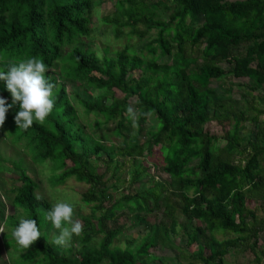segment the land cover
Instances as JSON below:
<instances>
[{
    "label": "trees",
    "instance_id": "trees-1",
    "mask_svg": "<svg viewBox=\"0 0 264 264\" xmlns=\"http://www.w3.org/2000/svg\"><path fill=\"white\" fill-rule=\"evenodd\" d=\"M113 6L100 22L114 41L127 29L128 39L145 42L115 50L107 40L85 44L94 31V0H0V71L39 57L46 78L57 84L43 123L18 128L15 105L0 134L35 162L54 163L52 186L70 178L90 185L80 197L90 209L81 217L83 232L73 236L75 245L60 247L46 229L52 205L36 194L38 183L22 158L8 165L0 155L1 171L11 169L18 182L8 190L14 212L5 215L0 207L11 264H170L149 250L173 246L170 235L179 233L196 244L186 264H226L231 251L264 264V213L257 215L264 205L251 206L264 202V121L258 119L264 109L249 119L254 136L244 144L237 137L239 117L247 120L255 110L254 93L264 100V0H115ZM161 9L172 11L163 18ZM236 89L246 104L237 118L229 110L239 102ZM0 97L12 102L3 80ZM220 115L236 118L224 136L205 127ZM109 123L110 133L91 136L92 127ZM155 151L159 165L148 163ZM118 157L132 163L129 187L144 177L150 186L114 198L108 182L120 175L124 161ZM153 170L166 174L165 181ZM21 218L35 219L46 236L29 249L11 235ZM133 224L144 230L139 240L128 234Z\"/></svg>",
    "mask_w": 264,
    "mask_h": 264
},
{
    "label": "rangeland",
    "instance_id": "rangeland-1",
    "mask_svg": "<svg viewBox=\"0 0 264 264\" xmlns=\"http://www.w3.org/2000/svg\"><path fill=\"white\" fill-rule=\"evenodd\" d=\"M114 1L115 0H94L95 11L93 12V17H92L94 24L93 25L91 24V27L94 28V31L91 33V37L85 41V44L94 47L95 44H101L103 41L107 40V42L110 43V47L112 50L121 49L122 47H124L125 44L128 43L135 47H138L145 41L140 40L136 37H131L130 39H128L127 29H123L124 34H122L117 41H114L111 28L101 24L100 18L103 15L113 14ZM171 11H172L171 9L169 10L161 9L159 15L165 18L167 15L171 13ZM228 66L229 64L227 62H223L221 68L226 70ZM211 84L220 91V88L218 87L216 81H213ZM71 85H72L71 83L67 84L68 91L73 90L74 86ZM241 91H242L241 89H236L235 92L232 93V96L237 98L239 102L237 105L231 104L229 107V110L233 112L236 118L239 116L238 112L240 110H242L243 112L244 111L243 107L246 106L244 100L240 96ZM116 95L120 96L119 93H116ZM256 95L257 92L254 93V100H251L252 105L255 106L254 107L255 110L248 112L246 116L248 117L247 120L243 119V117H239L240 119L237 124L239 131L237 137L239 138L238 142L240 144H244L249 137L254 136L256 127H254V125L251 124V120L249 119L254 114H257V111L264 109V100L257 98ZM236 118H233L232 116H230L229 118H225L220 115L218 116V119H211L209 122H207L205 124V127L214 135L224 136L225 133L233 129L234 124L236 122ZM258 119L264 121V113L259 114ZM150 124L151 121L147 124L148 128ZM113 127H114L113 123H109L107 126L103 124L96 125L95 127H92L90 131L92 134L91 136L97 137L94 135V132H97L99 135L103 133H110ZM1 135L2 134H0V155L1 157L4 158V160L8 162V165H10L9 162H11L13 159L22 158L23 166L27 170V173L31 176L32 179H34L35 182L38 183L36 194L41 195L46 199H48L51 205L57 202L71 203L74 207V218L82 222L81 220L82 215L89 214L90 209L89 206L84 205L80 202V197H81V193L85 191L87 188H89L90 185L84 182H79L74 178H70L64 184L58 186H52L49 178L53 175V168L55 164L50 162L49 160L43 161L42 163L35 162L31 158L32 156L30 157L22 148H20L19 146L12 145L11 142L10 144L7 140L3 138V135L2 136ZM118 159L119 161H124V163H122V168L119 171L120 175L108 182L109 192L113 195L114 198H120L124 194H127L130 191H135V190L140 191L150 186L151 182L147 180V177H144L140 182H135L132 184L131 187H129L131 182L130 168L132 163L123 160L122 157H118ZM153 162L157 163L158 165L161 163V156L159 155L158 151H155L153 157L149 158L148 160L149 164H153ZM99 168L100 167H98V169ZM5 171L4 169L3 171H1L0 169V174H1L0 175V207H3L5 212L4 214L8 215L14 212V208L12 207V204L10 202L11 194L9 196L8 190L10 189V187L15 186L18 182L16 180L17 174L14 171H12L11 169H7ZM153 172L155 173L156 177L159 180L165 181V179L167 178L166 174L161 173L158 170H153ZM115 186L117 187V189H115ZM258 205L262 206L264 205V202L258 201L251 204L252 207ZM263 213L264 212H262L261 209H258V213H257L258 216L261 217ZM158 216L159 218H161L162 213L159 212ZM132 217H133V213L127 212L126 219L131 220ZM177 217H178V221L180 222L184 221V218L179 211H177ZM45 220L47 222L46 224H48V227H46V229L47 230L49 229L48 232L50 237H52L53 234H58V230L52 228L51 222L47 220V218ZM149 220L155 221L157 220V218L154 215H150ZM194 223L197 224L198 222L194 221ZM140 225L141 223L138 224V227ZM130 228H133V230H130L128 232L130 237H136L137 240H139L140 237L144 234V230L137 229V226L134 224L131 225ZM0 229H2L1 225H0ZM170 237L174 243L173 246H160V245L156 246L149 250L150 255L151 254L156 255L170 264H174L175 261L180 262L182 264H186L189 261L190 253H192L196 249V244L194 243L189 244L186 241L187 240L186 237H181V233L177 235H170ZM217 237L221 239L223 238V235L221 233H218ZM124 239L125 237L120 238L121 245L124 243L123 242ZM75 242L76 241H73L71 242V244L75 245ZM259 244L260 245L263 244L262 235L259 236ZM14 254L16 256V252H14ZM11 257H12V248L10 251V249L4 245L2 233H0V264H11ZM225 259H226V264H254L252 261V255L250 253H244L243 251L240 252L231 251L226 255ZM156 260L158 259L156 258Z\"/></svg>",
    "mask_w": 264,
    "mask_h": 264
},
{
    "label": "clouds",
    "instance_id": "clouds-1",
    "mask_svg": "<svg viewBox=\"0 0 264 264\" xmlns=\"http://www.w3.org/2000/svg\"><path fill=\"white\" fill-rule=\"evenodd\" d=\"M46 71L47 67L39 57L20 60L9 65L7 71H0V80L6 82L12 97L11 103L0 97V128L5 124L6 114L15 105H19L15 123L24 130L30 128L34 121L43 123L52 113L57 84L46 78ZM128 112L133 113V110L129 108ZM46 218L51 222L52 228L58 230V234H54L52 239V243L57 246H70L73 236L78 237L83 232L84 226L74 218L71 203L53 204ZM0 233H4L2 229ZM11 235L17 245L24 249H29L41 236H45L38 228L37 221L31 218H21Z\"/></svg>",
    "mask_w": 264,
    "mask_h": 264
}]
</instances>
